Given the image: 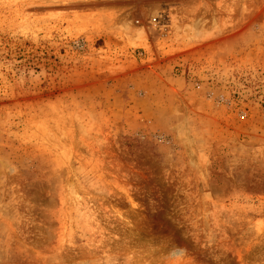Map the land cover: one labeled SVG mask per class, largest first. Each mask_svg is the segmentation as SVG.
Wrapping results in <instances>:
<instances>
[{"label":"rangeland","instance_id":"374dc122","mask_svg":"<svg viewBox=\"0 0 264 264\" xmlns=\"http://www.w3.org/2000/svg\"><path fill=\"white\" fill-rule=\"evenodd\" d=\"M0 264H264V0H0Z\"/></svg>","mask_w":264,"mask_h":264}]
</instances>
